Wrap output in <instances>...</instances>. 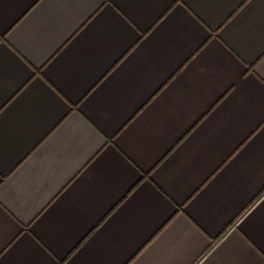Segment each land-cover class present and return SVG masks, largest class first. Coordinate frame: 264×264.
Segmentation results:
<instances>
[{
  "label": "crops",
  "instance_id": "obj_1",
  "mask_svg": "<svg viewBox=\"0 0 264 264\" xmlns=\"http://www.w3.org/2000/svg\"><path fill=\"white\" fill-rule=\"evenodd\" d=\"M0 264H264V0H0Z\"/></svg>",
  "mask_w": 264,
  "mask_h": 264
}]
</instances>
